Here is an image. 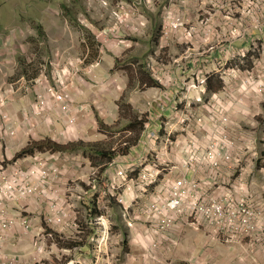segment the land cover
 Listing matches in <instances>:
<instances>
[{
    "label": "rangeland",
    "instance_id": "obj_1",
    "mask_svg": "<svg viewBox=\"0 0 264 264\" xmlns=\"http://www.w3.org/2000/svg\"><path fill=\"white\" fill-rule=\"evenodd\" d=\"M235 5L237 8L244 9L243 16L237 13ZM256 5L254 0H0V164L6 169L16 166L26 170L34 164L47 163L62 171V180L59 176L51 177L52 190L34 197L20 198L9 205L11 211L8 209V216L13 217L15 212V217H13L15 219L12 220L13 224L10 227L0 226V251L3 246L20 245L16 239L15 242L6 241L11 233L24 234L27 239V235L31 232L30 234L33 236L29 237L36 251L35 261L37 264H71L68 261L72 259V264H78L76 254L79 251L73 249L70 252L69 249H66L65 244H68L69 239L66 236L56 237L59 234L57 232L60 230L59 226L49 225L44 218L49 210L47 204L49 195L54 190L58 191L63 179L67 176L69 179V183L66 184L67 191L58 192L51 199V201L65 200L61 207L66 213L68 212L69 217L63 230L75 227L74 222L77 216L74 212L75 201L69 199L72 193L75 194L73 190L79 186L90 189L94 180L98 183L97 189L100 187L102 195L96 193L100 196L94 210L100 213L99 216H105L108 230L102 232V224L99 225L101 232L98 234L101 236L96 244L98 251L99 248L101 251L95 258L97 264H125L126 253L129 251L130 232H136L137 224L141 225V228L147 225V229L153 232L158 230V233L162 235V243L166 241L173 246L172 255L166 257L169 264H187L180 262L179 257L175 258L176 247L178 249L179 245L183 243L187 246L188 253L196 254L193 259H196L198 263L194 264H264V236L263 238L257 237L264 231L262 224L264 209L254 205L250 195L246 194L247 191L240 187L236 190L232 187L231 196L241 199V204L237 203L238 201L232 202L231 199L226 201V198L223 197L222 183L219 184L216 179L211 183L212 188H215L217 183L219 185L198 199L200 206L220 200L219 202L225 206L227 211V216L224 217L221 224L214 222L215 215H208L205 220L201 214L193 213L187 207L182 212L169 216L157 215L149 208L150 204L147 206L136 203V205L138 204L136 207L133 206L125 211L123 207L105 195L107 182L104 177L109 172L108 170L113 168L115 170V163L126 166L132 164L130 160L116 161L119 156H126L128 150L133 146L132 144L127 149L124 146V151L122 148L116 147L122 145V133L125 126L128 125L129 119L134 120L135 115L139 114L141 115L140 120H147L144 124L145 130L137 131L139 134L136 142L140 134L143 136L148 129L149 120L146 114L154 117L149 111H143L142 114L133 112L134 109L128 101L131 99L134 89H130L124 94V101L121 105L124 111L116 119H107L112 122L117 120L114 124L108 121L109 123L106 125V120L99 119L98 113H96L100 135L98 141H84L89 149L87 151L72 147L83 140L74 137L72 140L66 137L60 139L54 136L49 129H46L43 124L40 127L34 126V122H43L44 116L41 111L35 113L30 109L42 95L39 93L36 96L37 86L39 88L38 83H44L38 78L51 77L50 87L57 89L60 88L58 83L60 78H63L64 83V77H70L73 74H78L84 80L91 82L90 77L99 72V69H95L93 72L87 73L91 65L97 62L102 63L105 56L114 54L115 57V52L112 51L114 48L123 50L121 56L115 61L116 65L113 70L104 65L105 73L119 71L123 74H134L135 72L141 74L138 71L145 65L148 72L160 82L164 89L169 90V93L172 88H179V92L172 93L169 97L178 104H184L183 100L187 96H189V100L194 99L193 96L196 94L195 103L192 102V105L195 104L194 110H192L194 112L185 115L193 119L189 117L183 119L179 113H175V118L181 122L188 119L192 121V125L188 127V134L191 133V136L179 138L180 147L179 144L176 145L181 151L180 160L168 159L171 156L169 155L164 156L161 162H163V168L168 165L175 169L184 161L192 165L194 170L204 168L198 161L200 155L195 152L194 137L203 148H206L212 144L215 138L220 137V133L216 130L212 136H207V144H201L197 136H200L199 133L202 136V131H206L210 124L206 120L202 124L198 123L200 118L198 110L203 107L202 103H206L209 113L201 117L206 119L212 111L221 108L226 115L228 114L225 103L223 101L217 103L219 100L216 99V96L218 95L206 93L208 83L204 84L205 89L201 83L202 80L208 79L211 72H216L220 77H215L217 78L215 82L221 80L223 84L221 90H223L225 82L224 79H221V75L224 74L225 69L237 72L239 68L248 67L253 59L257 61L264 56L262 45L253 38L254 43L251 49L248 51L239 49L232 52L231 60L235 59L237 63L230 61L222 69L219 66L222 63L219 57L228 53L225 45L229 46L232 41L236 40V37L244 40L252 35L255 17L260 14L264 15V6L257 7ZM240 18H244L243 21ZM125 19L129 22L126 26L118 23L119 20ZM178 19L183 25L176 29L173 23H176ZM260 22L264 23V17L260 18ZM226 27H228L227 32H225ZM166 31L168 36L163 38ZM237 31H240L243 36H237ZM249 56L253 57L248 61L249 63L245 62ZM190 58L198 61L199 66L201 64L199 69L191 73L188 72L189 67L186 63V59ZM241 64L242 66H240ZM170 72H176V76L180 74L183 83H180L176 77L173 86L169 81H165L164 76L174 77ZM140 74H137L138 78H140ZM253 77L256 76L249 73L246 83L240 84L237 93L245 94L248 90L253 92V89H257L258 86L255 85V82L258 77ZM34 79L37 83L33 82ZM190 83L192 85L188 86ZM99 85H101L100 82ZM138 88L144 90L142 87ZM189 89L192 90L189 91ZM77 90L82 91L79 87L73 90L68 89L66 92L69 96L67 115L71 109L70 104L74 103V93L76 94ZM192 91H199L200 94ZM86 92L91 91L86 90ZM203 92L206 93L204 97L208 98L206 101L203 99ZM166 101L169 99L166 98ZM160 102L162 106L163 100L160 99ZM79 104L85 106V103ZM136 105L137 109L142 106L139 102H136ZM139 111L140 109L137 112ZM158 115L160 116V114ZM20 116H23L22 120ZM157 119L167 122L166 118L159 117ZM28 123H32L33 128ZM194 127L197 136L193 134ZM167 130L172 131L166 127L165 131ZM153 132L156 133L155 136H160L162 130ZM172 137H174L173 132L167 134L164 144L168 143L167 138L171 139ZM47 139L65 146L67 151H45L46 147L52 149L46 145L43 150L35 148L34 154L15 161L17 154L32 142L46 141ZM14 141L15 145H18L17 141L24 145L21 148L15 146L13 149ZM237 143L238 141L230 134L225 144L228 155L226 161L236 163L235 158L240 152ZM96 150L113 151L116 157L113 162H103V157L101 158ZM82 157L89 161H84ZM239 159L241 161V158ZM90 164H92V174L88 169L87 174L78 177L77 171L81 172ZM135 165L140 167L141 164L135 163ZM219 167L220 163L216 168ZM93 172L96 173L94 176ZM164 173L160 175L159 181L165 177ZM171 174L173 175L174 172ZM195 184H198V187L192 190V193L202 192L200 181ZM207 184L209 185L207 189L211 190L210 181ZM154 190V186L150 187L147 194H154ZM94 198V196L91 197V199ZM14 204L15 207H12ZM248 210L251 212L249 215ZM129 221L132 223L131 227H129ZM153 221L158 224H153ZM81 225L85 233L83 236H89L90 229L86 227L85 223H81ZM124 231L129 234L127 244ZM22 247L26 248L21 244ZM20 255L22 257H20L21 264L25 255L22 253ZM18 260L15 256V264H18ZM87 260L91 263L90 257H87ZM0 263L12 264L14 262L12 259L0 256ZM157 264H162L161 259Z\"/></svg>",
    "mask_w": 264,
    "mask_h": 264
},
{
    "label": "crops",
    "instance_id": "obj_2",
    "mask_svg": "<svg viewBox=\"0 0 264 264\" xmlns=\"http://www.w3.org/2000/svg\"><path fill=\"white\" fill-rule=\"evenodd\" d=\"M235 7L237 8L236 5ZM237 13H240L243 16L244 9L237 8ZM258 17H263V15ZM254 28H256L255 24H253L252 27V35H250L246 39L243 40V38L236 37V40L232 41L229 46L225 45V49H227L228 53L219 57V59L222 61V63L219 64L221 69L230 61L236 62L235 59L231 60L233 51L239 49H246L248 51L249 49H251L254 43V39L258 40L260 45H262V48L264 49V23L262 24V30H255ZM227 31L228 27L225 28V32ZM112 51L115 52V57L114 54L108 55L103 58L104 63L102 61V63L97 62L91 65V68L87 73L93 72L95 69H99V72H96L92 77H90L91 82L84 80L78 74H73L70 77H64L63 85L67 86L68 89L73 90L75 88L78 89L79 87L82 89V91L77 90L76 94L74 93V103L70 104L71 109L68 115L66 113V110L69 107V103L65 101H59L47 92L48 88L52 84L51 77L47 76L38 78L39 80H42L44 82V85L38 83L39 88L37 86L36 96L39 93H42L44 102L35 103L30 109H32L31 111L35 113L41 111L44 116V121L34 122L33 125L40 127L43 124L46 129H49L54 136L59 137L60 139H65L66 137L67 139L70 138V140H72V137H74L78 140H83V142H89L90 140L98 141L100 132L98 117L96 116V113H98L99 119H105V124L108 125V121L111 120L107 119H116L119 114L124 111V108H121V105L124 101V94H126L128 90L134 89V93L131 94V99L128 101V103L132 105L134 109L133 112H141L142 114L144 113L143 111H149L154 115V117L166 118L167 122H163L162 119H155L153 116L146 114L147 119L149 120L147 125L148 129H146V133H144L143 136L140 134L139 139L135 142L139 133H137V131H134L130 127L132 125V119L130 118L128 121V125L125 126V129L123 130L124 132L122 133V145H118L116 147L120 149L122 148L124 151L125 149L123 147L126 144H129L128 141H131L134 144L128 150L126 156H119L116 161L124 162L130 160L132 164H145L149 161L156 160V158L162 159L164 156L169 155L171 156L168 157V159H178L179 161L181 155V151L179 149V138H185L187 135L191 136V133L188 134V127L192 125L191 119L193 118L185 115L194 112L192 110H194L193 108L195 104L192 105V102L195 103L196 94L193 96L195 97L194 99L189 100V96H187L185 97V100H183L184 104H178V102L169 97H171L172 93H175L177 91L179 92V88H172L169 93V90L164 89V87L161 86L160 82L157 81V79H155L150 72H148V69L145 65H143V68L140 67V70L138 71L141 72V74L136 72L134 74H123L119 71H108L107 73H105L104 65H107L110 70H113L116 65L115 61L121 56L123 52V50H119L116 48H114V50ZM252 57L253 56H249L245 60V62H248ZM186 60V63L189 67L188 72L190 73L194 70L199 69L201 66V64L200 66L198 65L199 62H196V60H193L191 58ZM240 66H242V64ZM230 71L233 73H228ZM171 73L172 75H174V77L169 75L167 77L164 76V78L166 79L165 81H169L173 86L176 77L178 80H180V83H183L180 74L176 76V72H170V74ZM249 73H252L254 76H256L253 78L258 77L255 82L256 86L264 84V56L261 59H257V61L253 59V62L249 64L248 67H246L245 69L239 68L237 72L225 69L224 74L221 75V79H224L225 87L223 90L215 93L216 95H218H215L216 99L223 101L226 105V111L230 119V124L227 126V128L231 136L238 141L237 146L240 149V152L235 158L236 163H231L229 161H226L225 159H222L219 168L214 169L211 165L205 164L203 165L204 168L191 171H184L181 165H179L175 169L174 167H169L167 165L164 168V176H174V178L177 179L185 176L195 182L200 181L202 192L206 194L210 193L220 183H222L221 188L224 192L223 197L227 195L229 191L232 192V187H234L235 190L240 187L243 190L247 191L246 194L250 195L252 203L254 205H258L259 208L264 209V94L258 93L256 89H253V92H250V90H248L245 94L243 92L237 93L240 84L246 83L245 81L249 77ZM137 74L141 75L139 76L140 78H138ZM214 74L218 73L211 72L209 76ZM137 80L138 82H136ZM33 82H36L35 79L33 80ZM99 82L101 85H99ZM190 85H192V83H190L188 86ZM138 87L144 88L145 91L139 89ZM86 90H90L91 92L87 93ZM191 90L192 89H189V91ZM196 91L192 92H195L199 95L200 92ZM206 93L203 92V99L205 101L208 100V98L204 97ZM88 96H91V98H88ZM166 98L169 99L171 103H169V101H166ZM160 99H162L164 102L162 106ZM176 100L178 101V99ZM136 102H139L142 105L140 108H138L140 109L139 112H137L138 109L136 108ZM79 103H85V106H82ZM202 104L203 107L199 108L198 110V115H200V117L206 116V114L209 113V108L206 106V103ZM39 105H43V107H40ZM176 112L179 113V115H181L183 119L188 117L191 119L181 122L175 118ZM158 114H160V116ZM137 115H135V118L137 120H140L141 115ZM116 121L117 120L113 122L111 121L110 123L114 124ZM28 124H30L29 126L32 127V123ZM166 127L172 131H165ZM156 130H162V132L160 136H158L157 140L152 141L148 137V135L149 133ZM216 130L217 126L210 124L207 127L206 131H202V136L201 133H199L200 136L196 135L195 127L193 129V134L200 139L202 145H205L208 143L207 136H212ZM171 132H173L174 136L171 138V140L179 144L178 148L176 147L177 144L172 146H170L169 144H164L167 134ZM120 135L121 134L119 133V136ZM17 143L18 145H15V141L12 143L13 149L15 146L16 148L17 146L21 148L22 145H24L20 144L18 141ZM125 148L127 149L128 147L125 146ZM239 158H241V161ZM82 159L84 161H89V159H86L84 157H82ZM91 165L92 164H90L88 168L81 170V172L77 171L78 177L79 175L87 174L89 170L92 174ZM113 169H109L108 171L114 172ZM172 172H174L173 175L171 174ZM215 179L218 180L219 184L217 183V186L215 188H212L213 185L211 183H213ZM68 180L69 179L66 176L63 179V182L60 184V186L63 187L61 188L63 192L67 191L66 184L69 183ZM209 181L211 190L207 189V186H209L207 183ZM73 191L75 192V194L72 193L69 199L70 201H75L74 212L77 215L76 222L80 226V229L78 230L77 227H73L71 229L61 230L60 228V230H57L59 234L56 235V237L63 238V236H66L67 239H69L68 244L72 242L79 243V245L73 247L65 244V248L69 249L70 252L73 249L79 251V253L77 254L75 252L78 258V264H97L98 262H95V258L97 257V253H99L101 249L99 248L98 251L96 242H99L101 235L98 233L101 231L99 226L100 224H98L95 219L96 216L100 215V213H98L97 215H93L92 212L94 211L96 203H98L100 196L96 193H100L101 195L102 193L100 192V187L99 189H94L93 187H91L90 189H84L83 187L79 186ZM92 196H94L95 198L91 199ZM150 196L151 193L143 194L140 199L134 203L130 202V198L128 196L127 198L129 200V205L131 207H136L138 204L145 205L148 201L147 199L150 198ZM136 203L138 204L136 205ZM12 207H15V204L12 205ZM8 217L14 220L15 218L13 217H15V212L13 214V217ZM81 223H85L86 227L90 229L89 236H83L85 233L83 232ZM152 223L158 224L156 221H153ZM262 224L264 226V218ZM137 225L138 228L135 229L136 232H130L129 251L126 253L127 260L125 264H157L160 259L162 264H169V261L166 260V257L167 255H172L171 252L173 250V246L169 245L166 241L162 243V235L158 233L156 225H154L155 229L157 230L156 232L148 230L147 225H145L144 228H141V225L139 224ZM137 229H139L138 232ZM30 233L27 235V239L25 238L24 234L15 235V232L8 235L6 241L15 242L16 239L20 245L15 246V244H11L7 245V247L3 246L0 251V256L7 259H12V261L14 262L12 264H15L16 256L17 259H19L18 264H20V253H22L25 256L23 257L24 260H22L21 264H37V262L35 261L36 251L32 244V240L29 237L33 236V234ZM262 233L258 234L257 237L263 238L264 234ZM21 244L22 246L25 245L26 248H21ZM186 247L187 246L185 245V243L180 244L178 249L176 247L175 258L179 257V261L182 263H198L196 259H193L196 254L188 253L186 251ZM87 257L91 258V263L87 260ZM68 262L72 264L73 259L69 260Z\"/></svg>",
    "mask_w": 264,
    "mask_h": 264
},
{
    "label": "built area",
    "instance_id": "obj_3",
    "mask_svg": "<svg viewBox=\"0 0 264 264\" xmlns=\"http://www.w3.org/2000/svg\"><path fill=\"white\" fill-rule=\"evenodd\" d=\"M254 2H256L257 7H260L259 5L264 6V0H254ZM260 18L261 17H255L254 24L256 29L262 30L263 23L260 22ZM243 19L244 18H241L240 20L243 21ZM120 22H122L125 26L129 23L127 19L120 20ZM173 25L177 29L178 27L182 26L183 23L178 19L176 20V23H173ZM237 32V36H243L240 31ZM164 35L167 37L168 32H164ZM204 84L205 80H202L201 85L205 89ZM256 91L258 93L264 94V84L258 86ZM47 92L59 101H68L69 96L66 94L67 91H59L56 88L51 87L47 90ZM43 100V96H39L38 103H43ZM217 103H220V100L217 101ZM39 106L43 107V105ZM205 120L209 124L217 126L220 137L215 138L212 141V144L206 148H203L194 137V140L196 141L195 152L200 155L198 161H200L202 165L209 164L213 168L214 166L216 168V166H219L220 161L222 159H226L228 156L226 154L227 147H225V144L230 135L227 128V126L230 124V119L228 115H226L223 108H221L212 111L211 114L206 117V119L200 117L198 123L202 124ZM155 135V132H151L149 133L148 137L155 141L158 138V136ZM167 140V144L170 146L177 144L170 138ZM125 146H128V144ZM161 161L162 159L156 158V160L141 164L140 167L135 164L126 166L115 163L114 172H107L106 177H104L105 182H107V185L105 184V195L110 197L111 200L115 201L118 205L123 207L125 211H127L131 207L129 205L127 196L130 198V202L134 203L139 200L143 194H146L150 187L154 186V194H151L150 198L147 199L148 201L146 202V205L148 206V204H150L149 208L157 213V215L169 216L177 212H182L184 208L187 207L192 210L193 213L197 212L201 214L205 220L208 215L213 214L216 216L214 222L216 224H221L224 217L227 216V211L225 206L219 202L220 200L216 202L212 201V203L200 206L198 204V199L201 198L205 193L200 191L199 193H192V190L196 189L198 184H195L192 179H189L185 176H182L179 179L174 177H164L159 181V177L164 172L165 168H163V162ZM181 166L184 171L194 170V167L188 164L187 161H184ZM95 174L96 173L93 172V176ZM52 176H59L61 180L62 171L55 166L48 165L47 163L34 164L26 170H22L16 166L6 169L0 164V226L10 227L13 224L12 219L10 220L8 217V209L10 204H13L16 200L23 197H34L38 194L45 193L48 190H52L50 186ZM168 180L171 181L167 182ZM97 185L98 183L96 180H94L91 187L97 189ZM61 188L63 187L59 186L58 191L54 190L49 195L47 200L49 210L45 215V219L49 225L59 226V228L63 229L69 217L68 212L66 213L61 207L65 200L62 199L61 201H51L55 194L58 192H63ZM231 193L232 192L230 191L224 196L226 201L231 199L232 202L238 201L237 203L241 204V199L231 196ZM247 213L248 215L251 214L249 210ZM254 213L256 215L255 211ZM254 213H252V215H254ZM104 217L105 216L102 215L95 219L98 224H100V226L102 224V232L108 230V226ZM74 226L77 227L78 230L80 229V226L76 221L74 222ZM131 226L132 223L129 222V227Z\"/></svg>",
    "mask_w": 264,
    "mask_h": 264
},
{
    "label": "trees",
    "instance_id": "obj_4",
    "mask_svg": "<svg viewBox=\"0 0 264 264\" xmlns=\"http://www.w3.org/2000/svg\"><path fill=\"white\" fill-rule=\"evenodd\" d=\"M142 68H143V66H142ZM215 77L219 78L220 76L217 74H214V75H211L208 77V80H207L208 86L206 87L208 93L215 94V93H218V91H220L222 89V85H223L222 81L218 80L215 82V80L217 79ZM145 122H147V120H144V119L143 120H137L135 118L134 120H132V125L130 127L134 131H140L141 132L144 130ZM128 142H129V144L127 146L128 148L130 145L134 144L131 141H128ZM46 145L50 146L52 149H49L48 147H46L45 151H48V150L61 151V152L67 151L65 146H61V145L57 144L56 142H53L50 139H47L46 141L32 142L27 148L23 149L20 153L17 154V156L15 157V161L18 159H21L23 157H26L28 155L34 154L33 152H34L35 148L43 150ZM72 147H77L78 149L81 148L84 151L89 150V149H87L88 146H86L84 142L77 143V145L75 144ZM96 153L99 156H101V158L103 157V159H104L103 162L106 161L107 163L112 162L116 157V154L113 151L96 150ZM92 214L97 215L98 211L94 210V212H92ZM128 235H129L128 232L124 231L126 244H127ZM68 245L73 247V246L79 245V243L72 242V243H69Z\"/></svg>",
    "mask_w": 264,
    "mask_h": 264
},
{
    "label": "clouds",
    "instance_id": "obj_5",
    "mask_svg": "<svg viewBox=\"0 0 264 264\" xmlns=\"http://www.w3.org/2000/svg\"><path fill=\"white\" fill-rule=\"evenodd\" d=\"M118 23H120V24H123L122 22H120V20L118 21ZM105 31V30H104ZM163 38H166V36L165 35H163ZM207 78L205 79V83H207ZM59 84L61 85V87L59 88V89H57V90H59V91H67L68 90V87L66 86H64L63 85V81H62V78H60V80H59ZM49 88H51V87H49ZM48 88V89H49ZM42 96V95H41ZM37 103H38V99H37ZM145 128V127H144ZM96 218H97V216H96Z\"/></svg>",
    "mask_w": 264,
    "mask_h": 264
}]
</instances>
